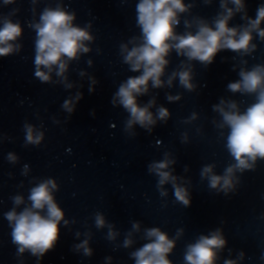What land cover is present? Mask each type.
<instances>
[{
  "label": "water",
  "instance_id": "1",
  "mask_svg": "<svg viewBox=\"0 0 264 264\" xmlns=\"http://www.w3.org/2000/svg\"><path fill=\"white\" fill-rule=\"evenodd\" d=\"M138 2L14 0L5 5L0 0V26L7 16L22 27L13 42L18 50L0 57V239L11 264H135L131 253L149 242L145 230L152 227L175 241L168 255L172 264H185L187 246L218 229L227 243L218 250L216 264H264V159L257 158L250 169L235 170L226 193L222 185L209 187L211 175L223 176L235 163L226 148L229 129L221 127L223 118L214 106L223 100L227 110V103L234 101L243 113L255 103V94L233 93L227 86L240 79L241 69L264 64V40L253 32L247 53L222 50L207 67L171 51L162 86L153 87L149 81L148 91L137 96L138 105L148 106L155 123L129 126L130 114L115 93L128 77L140 75L130 71L123 59L126 51L121 50V45L131 50L140 43L133 39L141 34ZM184 2L191 7L179 16L178 34L194 32L200 18L211 24L224 11L221 0ZM262 3L244 0L247 16L255 19ZM57 6L75 13L74 25L86 28L92 39L84 41L88 52L68 61L63 76L54 66L51 80L42 83L34 75L36 32L30 25L39 23L46 7ZM227 6L235 8L231 0ZM243 16L236 12L229 26H247ZM180 71L191 72L192 90L173 75ZM66 100L74 106L71 113L62 106ZM161 107L168 110L163 120L158 115ZM25 125L32 126L34 138L42 134L38 144L26 142ZM10 153L15 161L9 160ZM162 161L169 162L163 171L186 189L189 206L176 200L172 180L160 185L158 174L150 170ZM208 166L212 171L202 175ZM49 179L56 183L52 195L64 218L59 241L38 260L28 251L17 253L4 214L30 206L31 189ZM16 196L24 202L16 205ZM97 214L104 217V227L96 226ZM133 223L139 224L138 230ZM109 225L114 239H109ZM126 238L132 240L128 247ZM85 240L90 256L76 248Z\"/></svg>",
  "mask_w": 264,
  "mask_h": 264
},
{
  "label": "clouds",
  "instance_id": "2",
  "mask_svg": "<svg viewBox=\"0 0 264 264\" xmlns=\"http://www.w3.org/2000/svg\"><path fill=\"white\" fill-rule=\"evenodd\" d=\"M14 0H4V4H11ZM210 2V0H207ZM235 8L227 6V0H221L220 7L224 10L217 14L211 24L200 18L197 20L196 30L178 34L176 29L180 24V14L191 7L184 0H139L136 5L137 26L140 28V36L133 38L140 43L127 50L121 45L124 55V63L130 66L131 72H139L140 75L130 76L120 84L115 97L130 114L128 125L140 124L141 127L154 124L153 115L148 111V106L140 107L137 96L148 91L149 81L153 87H161V76L165 66L169 63L168 54L175 50L178 56H184L188 61H199L206 67L214 62L216 55L222 50H231L237 53H247L253 40V32L264 40V3L256 10V17L247 16L244 0H231ZM236 12H244L242 19L247 20V26L230 27L229 21ZM75 13H70L62 7L45 8L39 18V23L31 24L36 32L35 40V77L42 83L51 80V73L55 66L58 76H63L68 67V61L78 58L81 52H88L89 48L84 41H89L92 36L86 28L74 25ZM191 24L185 21V27L191 28ZM22 35V27L19 22H13L7 16L3 17L0 26V57L8 56L18 50V45L13 42ZM256 45L251 44V49ZM67 58V59H65ZM46 69V71L42 70ZM178 75L183 87L192 90L191 72L180 71ZM240 79L228 84V90L233 93L255 94V103L247 107L241 113L236 102H228L227 110L225 102L215 105L223 118L221 127L229 129L226 148L235 160V163L225 169L223 176L211 175L209 187L217 188L222 185V190L227 192L232 187V174L235 170L243 171L253 167L257 158L264 159V64L255 65L252 70L241 69ZM171 83V79L168 81ZM70 87V85H69ZM80 98L79 94L76 97ZM172 99V97H169ZM115 102V101H113ZM152 103L151 101L149 102ZM63 108L68 112L74 110L71 100L63 103ZM160 119L168 116V110L158 109ZM26 142L39 143L41 136L34 138L31 125H25ZM9 160L15 161L16 157L9 154ZM252 163H249V162ZM168 161L154 163L150 170H154L159 176V184L163 185L169 180L173 181L174 196L184 206L190 205L186 189L175 184V177L163 169L168 167ZM212 171L211 166L203 169L204 173ZM56 188L54 180H46L33 187L28 200L30 206L17 212L15 208L6 212L5 218L12 229V242L17 246V253L28 251L32 256L42 259L46 253L53 250L60 238V222L64 218L63 210L58 206L52 195V189ZM163 194V193H162ZM16 205L24 202L22 196L13 198ZM95 223L98 228L105 226V219L97 214ZM67 224V221H65ZM133 229L138 230L139 224L133 223ZM109 239H114L115 234L109 225ZM145 237L149 240L136 251L131 253L135 264H172L168 259L175 246V241L169 239L168 234L159 227L145 230ZM227 241L218 229L209 235H201L195 243L187 246L184 255L185 264H216L218 250L223 249ZM132 244V240L126 238L124 247ZM85 240L76 248H83L84 254L90 256L91 248ZM243 256V253H241ZM225 264H236L233 260H226Z\"/></svg>",
  "mask_w": 264,
  "mask_h": 264
}]
</instances>
